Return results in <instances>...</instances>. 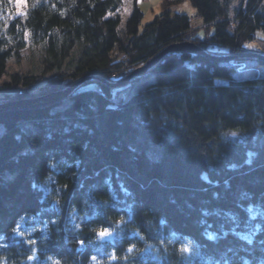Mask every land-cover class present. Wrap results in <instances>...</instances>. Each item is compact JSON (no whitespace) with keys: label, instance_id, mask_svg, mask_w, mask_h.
Returning a JSON list of instances; mask_svg holds the SVG:
<instances>
[{"label":"trees","instance_id":"16d2710c","mask_svg":"<svg viewBox=\"0 0 264 264\" xmlns=\"http://www.w3.org/2000/svg\"><path fill=\"white\" fill-rule=\"evenodd\" d=\"M18 1L0 0V104L88 77L122 80L174 45L225 57L264 44V0H188L198 25L171 11L183 0H161L142 30L140 0L124 22L122 0H25L21 13ZM253 62L171 53L121 88L86 82L60 101L0 109V256L8 264H51L49 256L59 264H264V77H235L264 66ZM121 217V239L91 231L112 230ZM168 238L192 241L201 255L161 249L157 260L136 251Z\"/></svg>","mask_w":264,"mask_h":264},{"label":"water","instance_id":"95a60500","mask_svg":"<svg viewBox=\"0 0 264 264\" xmlns=\"http://www.w3.org/2000/svg\"><path fill=\"white\" fill-rule=\"evenodd\" d=\"M178 52H189V53L201 54V55H205L210 58H216L222 61L251 60V61L264 63V55L255 53V52L245 51L244 53H241V54L219 58L212 54L207 53L205 50L195 46L192 43H187L183 45H174L160 52L152 60L148 61L144 66L132 71L128 76H126L122 80L115 81V82H109L105 79L98 78V77H88L86 79L78 80L74 82L72 85H70L69 87L63 90H59L57 92H53L45 96L37 97L34 99H24V100L13 101V102H8V103H1L0 109L34 108V107L46 105L48 103H52L55 101H60L62 99L67 98L79 86L83 85L86 82L95 81L97 83L106 85L107 87H110L112 89L121 88L131 83L132 81H135L138 78H141L146 73L151 71L155 67V65H157L158 62L161 61L165 56L171 53H178Z\"/></svg>","mask_w":264,"mask_h":264},{"label":"rangeland","instance_id":"374dc122","mask_svg":"<svg viewBox=\"0 0 264 264\" xmlns=\"http://www.w3.org/2000/svg\"><path fill=\"white\" fill-rule=\"evenodd\" d=\"M123 2V7L121 10V17H122V22H124L126 20V18L130 15V12L132 10V0H122ZM160 3L161 0H140L138 2V6L140 8V10L143 13V18L141 21V26H140V30L143 29L145 24L150 23L156 16H158L161 12H160ZM25 3H23L21 5V0L17 2L16 4V9L19 13H21L23 11ZM172 12H178V13H183V14H187L189 16H192V22L196 23L198 25V22L200 23V21L198 20V17H195L194 15V11L191 8V6L188 3V0H183L179 5H176L174 7L171 8ZM189 43V42H188ZM249 43H253L255 46L254 47H247L246 46V51L248 52H255V53H259V54H263V49H264V44H260L257 40L251 41ZM248 43V44H249ZM183 44H187V43H183ZM183 44H179V45H183ZM213 49L212 55L219 57V58H223L224 56L222 54H220V52H224L225 50H220L219 48L217 49ZM210 54V53H209ZM27 55L26 52L24 53V57L23 58V63H22V69H27L28 65L27 64ZM264 55V54H263ZM244 61V60H243ZM246 62L248 63H254L251 60H246ZM11 66H13L14 68L17 67L13 64H11ZM16 69V68H15ZM244 70V68L238 67V71ZM256 76H260V77H264V66L262 65H258V68H254V74L253 73H241V74H235V77L238 79H242V78H249V77H256ZM115 77H118V75H116ZM80 80V79H79ZM78 81V80H77ZM76 82V81H75ZM143 85L141 83H137V84H132L131 88L128 89V92L133 91L134 89H138L141 88ZM39 86H33L31 89V93L29 95H36L38 92L37 90ZM40 96H36L33 97L37 98Z\"/></svg>","mask_w":264,"mask_h":264},{"label":"clouds","instance_id":"9594fccd","mask_svg":"<svg viewBox=\"0 0 264 264\" xmlns=\"http://www.w3.org/2000/svg\"><path fill=\"white\" fill-rule=\"evenodd\" d=\"M231 133H235L237 135V133L235 131H233ZM123 222L124 221L121 220V219L117 220L116 223H115V229H119ZM161 223H163V221H161ZM121 238H122L121 235L118 233L117 234V239H121ZM97 239H99V238L97 237ZM140 239L143 240L144 237L141 236ZM129 249H132V248H129ZM129 249H128V251H129ZM161 249H163L164 252H166L168 254H172V252L174 250L176 255L180 256L182 259H185V260H187V258L189 256H191L193 258H196V257H199L201 255L200 250L195 246V244H193L192 247H190L187 250L182 252L181 251L182 247L178 246L174 242V240L171 239V238L166 239L163 243H159V242L151 243V242H148V243H146L144 248L136 249V251L138 253H142V252H144L146 250H151V252L153 253L155 259L159 260L160 259ZM47 259L51 262V264H59V261L54 260L53 257H51V256H49ZM92 259H93V261H95V264H106L105 261H98V260H96L95 257H93ZM122 259H126V257H122ZM0 264H8L6 257L0 256ZM188 264H191L190 260L188 261Z\"/></svg>","mask_w":264,"mask_h":264},{"label":"snow or ice","instance_id":"6c2138e0","mask_svg":"<svg viewBox=\"0 0 264 264\" xmlns=\"http://www.w3.org/2000/svg\"><path fill=\"white\" fill-rule=\"evenodd\" d=\"M24 2H25V0H21V5H22ZM230 135L233 136V137L236 136L235 133H230ZM250 155H251V154H250ZM51 166H52V167H55V165H51ZM203 178H204L205 180L207 179L206 176L203 177ZM111 198L114 200V199H115V194H112ZM56 203L59 204L60 201L57 200ZM104 203L107 204L108 201H104ZM73 211H75V210H73ZM205 215H207L206 212H205ZM253 218H255V217L253 216ZM87 219H88L87 214H86L84 217L81 218L82 221H87ZM121 220H123V217H121ZM113 223L115 224L116 221H113ZM202 223H203V221H202ZM75 227H76V228H79V227H80V224L77 223V224L75 225ZM36 230H37V229H33V231H36ZM14 231H18V229H14ZM91 231L95 232L96 235H97V237H98L99 239H103V238H106V237H107V238H111V237L113 236V233H114V232L116 233V235L118 234L117 229H115V228H113L112 230H109V229L106 228V227H103V228H96V227H94V228H91ZM21 234H22V233H21ZM206 235H207L208 239H210V240H215V239L217 238L216 235H215L214 233H210V232H209V233H206ZM243 238L246 239V240L248 241L249 244L252 243V238H251V237H249V236H245V237H243ZM30 243H31L33 246L35 245V241H30ZM193 244H194V243H193L192 241L187 242V243L182 247L181 251L183 252V251L187 250L188 248L192 247ZM129 253L134 254V253H133V249H129ZM34 257H35V250L33 249L32 256H30L29 259H32V258H34ZM112 259H116L115 254H112ZM244 264H248V261L245 260V261H244Z\"/></svg>","mask_w":264,"mask_h":264},{"label":"bare ground","instance_id":"6f19581e","mask_svg":"<svg viewBox=\"0 0 264 264\" xmlns=\"http://www.w3.org/2000/svg\"><path fill=\"white\" fill-rule=\"evenodd\" d=\"M246 46H247V47H254L255 45H254L253 43H249V44H247ZM254 65H255V66H258V65H260V63H255Z\"/></svg>","mask_w":264,"mask_h":264},{"label":"built area","instance_id":"2783aa9c","mask_svg":"<svg viewBox=\"0 0 264 264\" xmlns=\"http://www.w3.org/2000/svg\"><path fill=\"white\" fill-rule=\"evenodd\" d=\"M241 68H245L244 65Z\"/></svg>","mask_w":264,"mask_h":264}]
</instances>
